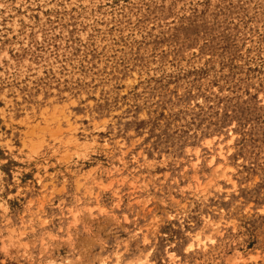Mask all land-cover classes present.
<instances>
[{
  "label": "rangeland",
  "instance_id": "374dc122",
  "mask_svg": "<svg viewBox=\"0 0 264 264\" xmlns=\"http://www.w3.org/2000/svg\"><path fill=\"white\" fill-rule=\"evenodd\" d=\"M118 262L264 264V0H0V264Z\"/></svg>",
  "mask_w": 264,
  "mask_h": 264
},
{
  "label": "bare ground",
  "instance_id": "6f19581e",
  "mask_svg": "<svg viewBox=\"0 0 264 264\" xmlns=\"http://www.w3.org/2000/svg\"><path fill=\"white\" fill-rule=\"evenodd\" d=\"M222 149V148H221ZM221 154L223 155V149L221 150ZM214 227V226H213ZM210 229V228H209ZM200 241V240H199ZM202 241V240H201ZM192 247V246H191ZM119 253V252H118ZM117 255H119V254H117ZM121 258L120 257H118V261L120 260ZM139 259V258H138ZM130 260V259H129ZM127 261V260H126ZM125 261V262H126ZM113 264V263H112ZM118 264H120V262H118Z\"/></svg>",
  "mask_w": 264,
  "mask_h": 264
}]
</instances>
